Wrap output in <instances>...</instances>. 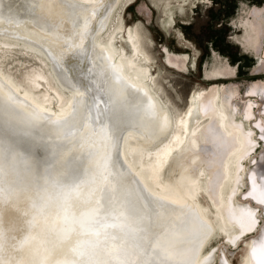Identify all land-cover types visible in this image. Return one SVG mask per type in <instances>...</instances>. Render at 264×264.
I'll return each instance as SVG.
<instances>
[{
  "label": "bare ground",
  "instance_id": "6f19581e",
  "mask_svg": "<svg viewBox=\"0 0 264 264\" xmlns=\"http://www.w3.org/2000/svg\"><path fill=\"white\" fill-rule=\"evenodd\" d=\"M130 1L0 0V264H211L212 237L237 245L257 230L235 197L257 143L230 111L237 91H195L172 110L141 32L124 23ZM15 53L47 73L17 84L2 68ZM252 171L264 203V173ZM92 207L121 226L90 238L64 222ZM261 230L243 264H264Z\"/></svg>",
  "mask_w": 264,
  "mask_h": 264
},
{
  "label": "rangeland",
  "instance_id": "374dc122",
  "mask_svg": "<svg viewBox=\"0 0 264 264\" xmlns=\"http://www.w3.org/2000/svg\"><path fill=\"white\" fill-rule=\"evenodd\" d=\"M125 5L124 23L128 28L136 26L141 32L151 56L155 86L160 88V95L169 101L172 110H185L189 96L195 91L211 90L213 86L226 87L223 94L237 91L231 100L233 107L229 105L230 111L245 122L247 129H254L257 143L244 161L246 172L235 197L237 202L254 207L257 230L237 245L218 234L210 239L205 251L214 249L211 264H220L223 256L232 264H243L249 254V241L260 236L264 225V203L252 196L254 187L250 178L252 170L264 173V96L261 95L264 87L260 83L264 82V0H170L169 5L164 0H131ZM171 12L175 15L173 21H169ZM174 54L178 55V61L172 60ZM2 61L5 72L27 88L26 78L35 71L47 73L45 64L24 54L15 53ZM253 87L258 92L249 94ZM250 99L256 100L253 105L256 117L253 115L251 119L244 115ZM212 147V143L205 142L202 150L212 154L215 152ZM208 199L204 194L201 202L211 206Z\"/></svg>",
  "mask_w": 264,
  "mask_h": 264
},
{
  "label": "clouds",
  "instance_id": "9594fccd",
  "mask_svg": "<svg viewBox=\"0 0 264 264\" xmlns=\"http://www.w3.org/2000/svg\"><path fill=\"white\" fill-rule=\"evenodd\" d=\"M64 222L69 226L78 225L85 237L95 238L108 228L120 227L119 223H112L108 218L101 214L100 207H92L84 210L78 217L70 215L67 211L64 216ZM82 245L91 243V239H84L80 242Z\"/></svg>",
  "mask_w": 264,
  "mask_h": 264
}]
</instances>
